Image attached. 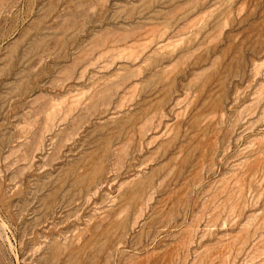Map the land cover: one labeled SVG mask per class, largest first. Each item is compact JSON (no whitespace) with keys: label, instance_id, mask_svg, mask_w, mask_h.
I'll list each match as a JSON object with an SVG mask.
<instances>
[{"label":"rangeland","instance_id":"1","mask_svg":"<svg viewBox=\"0 0 264 264\" xmlns=\"http://www.w3.org/2000/svg\"><path fill=\"white\" fill-rule=\"evenodd\" d=\"M0 264H264V0H0Z\"/></svg>","mask_w":264,"mask_h":264}]
</instances>
